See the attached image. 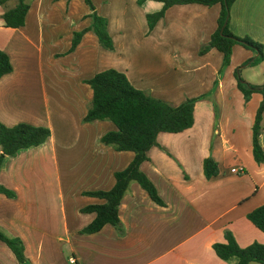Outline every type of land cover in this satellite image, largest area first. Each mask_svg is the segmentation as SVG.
Returning <instances> with one entry per match:
<instances>
[{
    "label": "crops",
    "instance_id": "1",
    "mask_svg": "<svg viewBox=\"0 0 264 264\" xmlns=\"http://www.w3.org/2000/svg\"><path fill=\"white\" fill-rule=\"evenodd\" d=\"M91 2L106 18L112 50L86 30L64 53L72 31L89 23L83 0H29L18 27H5L0 18V49L12 66L0 76V122L49 129L42 143L1 161L0 183L15 196L0 193V228L22 240L31 264H229L211 248L212 242L223 241L224 229L239 246L264 243V233L245 217L264 202V109L258 138L263 159L257 163L251 154V123L261 96L252 92L244 102L233 76L235 67L255 53L233 43L219 74L218 50L197 53L215 28L218 3L169 5L147 31L144 14L160 9L161 1ZM227 27L260 42L264 54V0L232 1ZM108 67L172 105L209 91L216 79L211 95L194 102L192 124L157 132V145L146 150L139 168L163 205L131 181L117 206L121 235L109 223L95 232L78 231L94 215L79 207L102 201L81 192L110 188L113 172L132 158L131 151L99 141L114 128L112 122L81 121L91 96L83 79ZM239 74L251 84L264 83V58L242 65ZM207 155L217 163V173L209 178L201 167ZM235 165H242L243 172H230ZM0 264H19L2 241Z\"/></svg>",
    "mask_w": 264,
    "mask_h": 264
},
{
    "label": "trees",
    "instance_id": "2",
    "mask_svg": "<svg viewBox=\"0 0 264 264\" xmlns=\"http://www.w3.org/2000/svg\"><path fill=\"white\" fill-rule=\"evenodd\" d=\"M143 0H136L141 3ZM160 9L144 14L147 31L159 19L169 5L182 3H200L203 5L219 4L216 25L206 42L202 43L197 53L203 54L214 48L221 53V62L217 70L219 74L229 62L231 45L238 43L251 50L255 56L247 59L235 67L233 76L235 86L240 91L243 101L246 102L252 92L260 93V99L255 108L251 123V154L255 162H261L263 151L258 138L262 130L260 125L261 113L264 109V83L251 84L239 74L242 65L253 64L264 58L262 44L249 36H236L227 27L229 5L234 0H159ZM88 8L85 14L89 23L79 30L71 33L70 43L66 52L74 49L80 36L86 30H91L97 43L106 50H112L113 44L106 28V18L99 15L91 0H83ZM29 6V0H0L2 9L0 18L5 27H18L23 24L24 15ZM12 66L8 55L0 49V76L11 71ZM91 92L90 100L81 121L108 120L114 128L102 133L99 141L116 151L129 150L132 158L119 170L113 172V183L108 189L84 190L81 193L102 199L101 202L85 204L79 207L80 212H93L92 219L81 227L80 233H91L99 230L105 223H109L118 235L123 233V226L117 215V206L129 183L135 181L145 190L149 198L159 205L162 200L156 192L155 186L140 170L139 163L145 160L146 150L151 145H157L156 134L159 131L177 132L192 124L193 104L196 100L211 95L216 84L213 80L209 91L194 96L184 97L178 104L171 103L152 96L147 90L136 88L130 84L125 74L117 69L108 67L93 73L83 79ZM213 126L217 117L216 104L212 103ZM213 134V131H212ZM49 135V129L41 125L27 122H17L5 125L0 122V164L5 156H14L21 148L36 146L42 143ZM165 150L163 147H161ZM202 173L209 178L217 173V163L210 155L205 156L201 162ZM0 193L12 198L15 193L12 189L0 183ZM245 217L264 233V202L251 209ZM0 241L12 252L19 264H31L23 252V243L18 236L9 235L0 228ZM214 254L229 264H248L250 261L264 264V243L252 241L245 246H239L228 229L223 230V241L212 242Z\"/></svg>",
    "mask_w": 264,
    "mask_h": 264
},
{
    "label": "built area",
    "instance_id": "3",
    "mask_svg": "<svg viewBox=\"0 0 264 264\" xmlns=\"http://www.w3.org/2000/svg\"><path fill=\"white\" fill-rule=\"evenodd\" d=\"M229 171L233 172V173H242L243 172V166L242 165L231 166V167H229ZM68 261L70 263H73L74 262L73 257H68Z\"/></svg>",
    "mask_w": 264,
    "mask_h": 264
},
{
    "label": "rangeland",
    "instance_id": "4",
    "mask_svg": "<svg viewBox=\"0 0 264 264\" xmlns=\"http://www.w3.org/2000/svg\"><path fill=\"white\" fill-rule=\"evenodd\" d=\"M13 2V0H10V3ZM75 8H76V3H75Z\"/></svg>",
    "mask_w": 264,
    "mask_h": 264
}]
</instances>
